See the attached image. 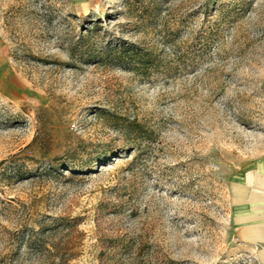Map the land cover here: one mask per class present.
I'll return each instance as SVG.
<instances>
[{
	"label": "rangeland",
	"instance_id": "obj_1",
	"mask_svg": "<svg viewBox=\"0 0 264 264\" xmlns=\"http://www.w3.org/2000/svg\"><path fill=\"white\" fill-rule=\"evenodd\" d=\"M263 157L264 0H0V264H261Z\"/></svg>",
	"mask_w": 264,
	"mask_h": 264
},
{
	"label": "crops",
	"instance_id": "obj_2",
	"mask_svg": "<svg viewBox=\"0 0 264 264\" xmlns=\"http://www.w3.org/2000/svg\"><path fill=\"white\" fill-rule=\"evenodd\" d=\"M256 178L247 183L244 209L236 216V233L241 241L257 247L264 264V157L256 165Z\"/></svg>",
	"mask_w": 264,
	"mask_h": 264
},
{
	"label": "trees",
	"instance_id": "obj_3",
	"mask_svg": "<svg viewBox=\"0 0 264 264\" xmlns=\"http://www.w3.org/2000/svg\"><path fill=\"white\" fill-rule=\"evenodd\" d=\"M51 264H68V263H65V262H63L62 260H61V261L59 260V261H57V262L54 261V262H52Z\"/></svg>",
	"mask_w": 264,
	"mask_h": 264
}]
</instances>
